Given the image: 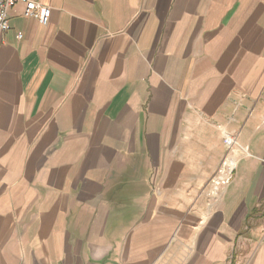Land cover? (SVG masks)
<instances>
[{
    "label": "crops",
    "instance_id": "0c3cea01",
    "mask_svg": "<svg viewBox=\"0 0 264 264\" xmlns=\"http://www.w3.org/2000/svg\"><path fill=\"white\" fill-rule=\"evenodd\" d=\"M37 1L0 44V264H264V0Z\"/></svg>",
    "mask_w": 264,
    "mask_h": 264
},
{
    "label": "built area",
    "instance_id": "2783aa9c",
    "mask_svg": "<svg viewBox=\"0 0 264 264\" xmlns=\"http://www.w3.org/2000/svg\"><path fill=\"white\" fill-rule=\"evenodd\" d=\"M19 3H23L26 6L25 17L34 18L40 22V24L46 26L49 24L51 19V9L41 5L37 0H0V44L4 36L10 30V12ZM21 38V36H19ZM223 142L228 148L230 154L235 153L236 140L228 133H223ZM227 158L223 164V168L220 170L217 178L213 180L214 194H218L222 188L226 187L232 180L233 170L229 176L223 175V170L225 169ZM264 220V212H263Z\"/></svg>",
    "mask_w": 264,
    "mask_h": 264
},
{
    "label": "bare ground",
    "instance_id": "6f19581e",
    "mask_svg": "<svg viewBox=\"0 0 264 264\" xmlns=\"http://www.w3.org/2000/svg\"><path fill=\"white\" fill-rule=\"evenodd\" d=\"M237 152H235L226 162L225 169L223 170V175L224 176H229L231 171L233 170L235 164H236V159H237Z\"/></svg>",
    "mask_w": 264,
    "mask_h": 264
},
{
    "label": "rangeland",
    "instance_id": "374dc122",
    "mask_svg": "<svg viewBox=\"0 0 264 264\" xmlns=\"http://www.w3.org/2000/svg\"><path fill=\"white\" fill-rule=\"evenodd\" d=\"M230 153V152H229ZM233 155V154H232ZM232 155L228 156V158H230Z\"/></svg>",
    "mask_w": 264,
    "mask_h": 264
}]
</instances>
